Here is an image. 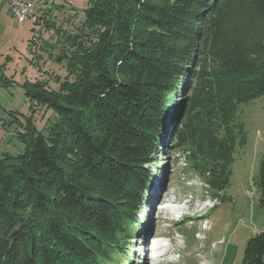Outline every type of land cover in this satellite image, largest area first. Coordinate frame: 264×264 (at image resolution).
<instances>
[{
  "label": "trees",
  "instance_id": "16d2710c",
  "mask_svg": "<svg viewBox=\"0 0 264 264\" xmlns=\"http://www.w3.org/2000/svg\"><path fill=\"white\" fill-rule=\"evenodd\" d=\"M89 2L65 35L67 77L24 83L55 119L30 121L23 153L0 155V264H132L137 210L167 138L224 191L245 137L239 105L264 96V0ZM256 186L264 208V160ZM242 264H264V232Z\"/></svg>",
  "mask_w": 264,
  "mask_h": 264
},
{
  "label": "rangeland",
  "instance_id": "374dc122",
  "mask_svg": "<svg viewBox=\"0 0 264 264\" xmlns=\"http://www.w3.org/2000/svg\"><path fill=\"white\" fill-rule=\"evenodd\" d=\"M34 1L39 21L19 23L9 1L0 0V155L23 153L20 132L30 121L39 129L54 121L51 109L32 106L24 83L45 80L58 87L57 79L67 77L72 48L65 35L77 33L90 3ZM237 123L243 125L244 141L235 143L232 174L217 193L199 155L177 145L173 133L167 138L150 165L155 173L137 210L129 241L132 264H242L249 240L264 232L256 186L264 160V96L240 104ZM115 264L127 262L121 256Z\"/></svg>",
  "mask_w": 264,
  "mask_h": 264
},
{
  "label": "built area",
  "instance_id": "2783aa9c",
  "mask_svg": "<svg viewBox=\"0 0 264 264\" xmlns=\"http://www.w3.org/2000/svg\"><path fill=\"white\" fill-rule=\"evenodd\" d=\"M10 12L19 23L27 20H37L38 13L34 0H8Z\"/></svg>",
  "mask_w": 264,
  "mask_h": 264
},
{
  "label": "bare ground",
  "instance_id": "6f19581e",
  "mask_svg": "<svg viewBox=\"0 0 264 264\" xmlns=\"http://www.w3.org/2000/svg\"><path fill=\"white\" fill-rule=\"evenodd\" d=\"M153 239H154V241L155 240H157L158 238L155 236V237H153ZM151 246V245H150ZM156 248V245L154 244V246H153V249H155Z\"/></svg>",
  "mask_w": 264,
  "mask_h": 264
}]
</instances>
